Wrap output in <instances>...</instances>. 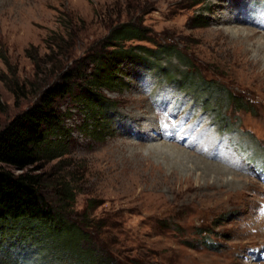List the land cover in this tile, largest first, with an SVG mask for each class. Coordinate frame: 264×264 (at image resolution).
Returning <instances> with one entry per match:
<instances>
[{
  "label": "rangeland",
  "instance_id": "rangeland-1",
  "mask_svg": "<svg viewBox=\"0 0 264 264\" xmlns=\"http://www.w3.org/2000/svg\"><path fill=\"white\" fill-rule=\"evenodd\" d=\"M122 22L148 39L127 48L167 46L177 57L161 56L152 72L122 62L114 86L91 90L112 113L95 119L85 99L91 56ZM184 62L252 112L225 103L217 112L178 89L162 69L184 71ZM74 69L56 102L57 156L31 170L53 205L71 190L65 218L90 242L81 253L46 239L8 242L2 259L92 264L96 252L117 264H264V182L254 173L264 165V0H0V129Z\"/></svg>",
  "mask_w": 264,
  "mask_h": 264
},
{
  "label": "trees",
  "instance_id": "trees-1",
  "mask_svg": "<svg viewBox=\"0 0 264 264\" xmlns=\"http://www.w3.org/2000/svg\"><path fill=\"white\" fill-rule=\"evenodd\" d=\"M202 2V1H200ZM199 24L204 18H198ZM148 41L145 30L132 22H122L114 25L106 38L105 50L91 56L93 71L89 87H86V105L95 119L102 115L110 119V105L104 99L92 93L93 89H108L118 80L119 65L124 61L136 64L138 67L152 72L160 62L161 56L177 57V53L167 46L158 49H148L137 46L127 48L129 42ZM109 48L111 51H106ZM138 51V53H136ZM144 54V55H140ZM144 56V57H142ZM186 70H164L167 78H173L176 87L183 92H194L198 98L208 101L218 112L222 105H233L239 110L252 112L248 102L230 91L212 85L211 82L201 81L191 66L184 62ZM79 77L74 69L61 75L59 83L46 89L39 100L31 107L15 116L8 124L0 129V246L6 243L17 245L29 240H48L54 246H63L79 251L80 245L88 241L86 233L76 228L65 218L66 203L71 201V190L64 189L61 193L60 206L53 205L44 194V177L31 170L44 157L56 158V147L52 137L64 131L62 121L57 114L56 102L69 94L73 87V80ZM83 78V77H80ZM102 119V117H100ZM227 119L220 118L221 128L229 126ZM107 123V122H103ZM106 125L98 129V134H104ZM21 172V173H18ZM65 207H64V206ZM63 206V207H62ZM14 237L15 239H12ZM11 238V239H10ZM3 251H0L2 256ZM92 264H117L108 257H99L96 252L91 254ZM0 256V264H7ZM84 258V257H83Z\"/></svg>",
  "mask_w": 264,
  "mask_h": 264
}]
</instances>
